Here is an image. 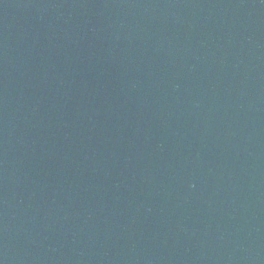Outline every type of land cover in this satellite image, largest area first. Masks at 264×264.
Listing matches in <instances>:
<instances>
[{
	"label": "water",
	"instance_id": "water-1",
	"mask_svg": "<svg viewBox=\"0 0 264 264\" xmlns=\"http://www.w3.org/2000/svg\"><path fill=\"white\" fill-rule=\"evenodd\" d=\"M0 264H264V0H0Z\"/></svg>",
	"mask_w": 264,
	"mask_h": 264
}]
</instances>
